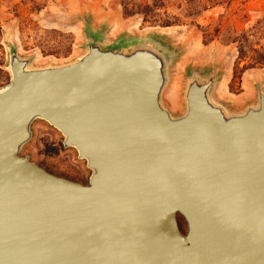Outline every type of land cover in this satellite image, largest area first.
I'll return each mask as SVG.
<instances>
[{
    "label": "water",
    "instance_id": "1",
    "mask_svg": "<svg viewBox=\"0 0 264 264\" xmlns=\"http://www.w3.org/2000/svg\"><path fill=\"white\" fill-rule=\"evenodd\" d=\"M168 63L149 42L93 34L63 65L10 53L0 264H264V93L233 114L212 98L216 72L193 74L172 116L161 104ZM34 121L85 162L86 185L19 156Z\"/></svg>",
    "mask_w": 264,
    "mask_h": 264
},
{
    "label": "rangeland",
    "instance_id": "2",
    "mask_svg": "<svg viewBox=\"0 0 264 264\" xmlns=\"http://www.w3.org/2000/svg\"><path fill=\"white\" fill-rule=\"evenodd\" d=\"M122 1L0 0V89L10 83L11 52L29 59L33 68L63 65L82 55L91 34L120 45L146 41L165 52L168 78L161 104L172 116L183 113L181 94L193 74L216 72V84L223 78L222 85L228 76L226 89L238 93L243 74L255 71L261 78L255 79L254 86L264 89V63L255 64L252 59L257 54L250 50L252 46L254 51H264V0H234L229 7H214L195 16L187 13L184 0H163V7L155 10L158 21L154 23L143 21V8L151 0H124L129 7L141 6V13L131 16H123ZM116 20L132 34L118 32L116 39L106 40L110 23ZM165 20L168 26L162 24ZM242 35H248L247 42L240 39ZM179 103L181 108H176ZM31 134L20 152L23 157L54 176L87 184L90 171L73 149L63 148L57 130L34 121ZM177 222L185 233L186 224L179 215Z\"/></svg>",
    "mask_w": 264,
    "mask_h": 264
},
{
    "label": "crops",
    "instance_id": "3",
    "mask_svg": "<svg viewBox=\"0 0 264 264\" xmlns=\"http://www.w3.org/2000/svg\"><path fill=\"white\" fill-rule=\"evenodd\" d=\"M118 32H125L126 34L130 33L128 30H125L124 25L119 20H116L115 23L112 21L110 23V30H107L105 39H116L117 37L114 34ZM130 34H132V31ZM254 72L255 71H250L243 74L241 79L242 89H239L238 93H233L230 91V89H226L225 85L228 82V76L225 79L224 85H222V82L224 80L222 78L223 80L221 79V81L215 85L211 93L213 100L222 105L228 112L233 114H239L243 112L244 109L248 106L255 105L257 100V92L260 90L264 93V89H256V87L254 86L255 79L261 78L259 73ZM250 74L253 75L252 79H249ZM176 108H181L180 103L176 106Z\"/></svg>",
    "mask_w": 264,
    "mask_h": 264
},
{
    "label": "trees",
    "instance_id": "4",
    "mask_svg": "<svg viewBox=\"0 0 264 264\" xmlns=\"http://www.w3.org/2000/svg\"><path fill=\"white\" fill-rule=\"evenodd\" d=\"M234 0H184L185 3V7H186V11L189 15H199L201 12L206 11L208 9L214 8V7H229ZM163 0H151V4L149 6H146L143 8V21H147L150 20V22L154 23L157 22L158 19H156V14H155V10L160 9L161 7H163ZM122 5V11H123V16H131L134 13H141V6L138 5L136 6L137 9L129 7L128 4L123 0L121 2ZM137 10V11H136ZM149 15H151V19L149 18ZM162 24H165L164 26H168L169 21L165 20V21H161ZM251 36V35H249ZM240 39L244 42H247L248 40V35H242L240 37ZM240 41V40H239ZM241 43V42H240ZM242 45V43H241ZM239 45V47L241 46ZM250 50L251 52H254L256 55V57H254L252 60L254 61L255 64H263L264 63V51L263 49L261 50V52L259 53L258 51H254V49H252V46H250ZM242 48H240L239 53L243 55ZM19 156L23 157L22 153H19Z\"/></svg>",
    "mask_w": 264,
    "mask_h": 264
},
{
    "label": "bare ground",
    "instance_id": "5",
    "mask_svg": "<svg viewBox=\"0 0 264 264\" xmlns=\"http://www.w3.org/2000/svg\"><path fill=\"white\" fill-rule=\"evenodd\" d=\"M7 87V86H6ZM5 88V87H4ZM4 88H2V89H0V92L2 91V90H4Z\"/></svg>",
    "mask_w": 264,
    "mask_h": 264
}]
</instances>
